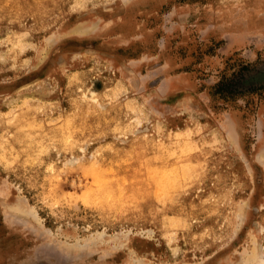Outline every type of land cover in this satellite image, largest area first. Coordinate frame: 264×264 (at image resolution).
<instances>
[{
	"label": "rangeland",
	"instance_id": "rangeland-1",
	"mask_svg": "<svg viewBox=\"0 0 264 264\" xmlns=\"http://www.w3.org/2000/svg\"><path fill=\"white\" fill-rule=\"evenodd\" d=\"M0 264H264V0H0Z\"/></svg>",
	"mask_w": 264,
	"mask_h": 264
}]
</instances>
